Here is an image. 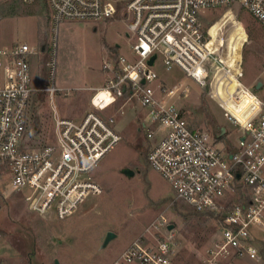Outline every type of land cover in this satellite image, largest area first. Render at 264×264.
I'll list each match as a JSON object with an SVG mask.
<instances>
[{
    "label": "built area",
    "instance_id": "built-area-1",
    "mask_svg": "<svg viewBox=\"0 0 264 264\" xmlns=\"http://www.w3.org/2000/svg\"><path fill=\"white\" fill-rule=\"evenodd\" d=\"M47 2L55 38L65 21L121 18L129 44L121 51L117 43L119 51L103 64L109 78L103 86L93 88L92 109L80 120L61 117L56 110L55 94L62 90L55 84L56 40L46 62L51 80L46 86L36 83L33 72L34 62L43 60L45 48L26 41L0 46V164L11 175V192L21 193L33 212L58 219L75 214L90 192L103 189L90 174L122 139L116 130V115L106 111L120 103V113H124L125 104L138 103L148 117L139 122V131H145L149 141L147 161L173 187L171 203L183 202L218 221L203 264H240L246 258L261 264L264 95L258 90L262 82L256 90L257 85L240 80L227 57L230 31L220 33L213 42L204 18L209 12L224 10L237 19L233 12L237 10L264 25V0ZM159 58L167 70L177 67L186 78L208 89L224 116L239 127L232 147L209 130L193 126L177 107L174 97L185 96L187 90L163 86L155 69ZM232 74L240 82L235 90L231 89ZM39 92L49 94L57 113L54 134L36 139L39 129L33 125V108ZM102 94L106 100L99 99ZM245 97L249 98L247 105L243 104ZM169 225L160 214L109 264H179L176 228ZM0 264H5L1 254Z\"/></svg>",
    "mask_w": 264,
    "mask_h": 264
},
{
    "label": "rangeland",
    "instance_id": "rangeland-1",
    "mask_svg": "<svg viewBox=\"0 0 264 264\" xmlns=\"http://www.w3.org/2000/svg\"><path fill=\"white\" fill-rule=\"evenodd\" d=\"M233 12L238 20L224 10L207 13L206 28L211 29L213 42L220 33L227 35L230 31L227 57L235 65L234 72L243 73L240 80L246 85L262 82L258 91L263 96L264 25L245 11ZM124 27L121 18L65 21L58 26L55 38L47 0H0V46L24 41L47 44L44 60L33 64L39 86L51 84L46 62L56 40L55 84L63 90L55 94V104L61 117L80 120L92 109L93 86H103L109 78L103 64L119 51L117 43L121 51L128 48ZM155 69L163 86L177 85L187 90L185 96L176 95L174 100L193 126L209 130L230 147L237 142L239 127L224 116L207 88L186 78L177 67L167 70L161 58ZM233 77L231 89L235 90L240 82ZM248 101L245 97L243 104ZM120 105L106 114L116 115L115 126L122 139L90 174L103 192L91 196L71 216L58 219L29 210L23 195L11 192V175L0 164V254L5 264H109L162 213L176 228L178 263L203 264L205 248L217 230V219L195 212L183 202L171 203L173 187L147 161L149 141L146 132L139 131V122L148 120L145 108L127 103L125 112L120 113ZM56 110L49 94L39 92L33 108V125L39 129L36 139L54 134ZM126 167L133 169L134 175H126ZM109 230L118 236L104 244ZM240 264L260 263L246 258Z\"/></svg>",
    "mask_w": 264,
    "mask_h": 264
},
{
    "label": "water",
    "instance_id": "water-1",
    "mask_svg": "<svg viewBox=\"0 0 264 264\" xmlns=\"http://www.w3.org/2000/svg\"><path fill=\"white\" fill-rule=\"evenodd\" d=\"M155 58H156V55H154V56L151 58V60L149 61L150 64H153ZM260 85H261V84H258L257 87L259 88ZM222 129L224 130V128H222ZM223 130H222V131H223ZM123 172H124L126 175H128V176H132V175H134V170L131 169V168H129V167L124 168V169H123ZM173 227H174V224H170V225H169V228H173ZM116 236H117V234H116L114 231H111V230L108 231V232H107V235H106V237H105V240H104V244L109 243V242H110L112 239H114ZM57 262H58V260H57Z\"/></svg>",
    "mask_w": 264,
    "mask_h": 264
},
{
    "label": "bare ground",
    "instance_id": "bare-ground-1",
    "mask_svg": "<svg viewBox=\"0 0 264 264\" xmlns=\"http://www.w3.org/2000/svg\"><path fill=\"white\" fill-rule=\"evenodd\" d=\"M239 74L241 75V77L243 76V73H242V72H240ZM102 192H103V189H100L99 192H90V193L86 196V198H85V200L83 201V203H84L85 201H87L91 196H99ZM83 203L81 204V206L83 205ZM81 206H80V208H81ZM80 208H79V209H80Z\"/></svg>",
    "mask_w": 264,
    "mask_h": 264
},
{
    "label": "trees",
    "instance_id": "trees-1",
    "mask_svg": "<svg viewBox=\"0 0 264 264\" xmlns=\"http://www.w3.org/2000/svg\"><path fill=\"white\" fill-rule=\"evenodd\" d=\"M41 48H45V50L47 49V44L44 42L42 43L41 45H39ZM45 57V56H44ZM44 57H43V60H44ZM42 60V61H43Z\"/></svg>",
    "mask_w": 264,
    "mask_h": 264
},
{
    "label": "snow or ice",
    "instance_id": "snow-or-ice-1",
    "mask_svg": "<svg viewBox=\"0 0 264 264\" xmlns=\"http://www.w3.org/2000/svg\"><path fill=\"white\" fill-rule=\"evenodd\" d=\"M100 100H106V95L105 94H102L100 97H99Z\"/></svg>",
    "mask_w": 264,
    "mask_h": 264
},
{
    "label": "crops",
    "instance_id": "crops-1",
    "mask_svg": "<svg viewBox=\"0 0 264 264\" xmlns=\"http://www.w3.org/2000/svg\"><path fill=\"white\" fill-rule=\"evenodd\" d=\"M97 87H101V86H93V88H97ZM68 89V88H67ZM62 90H63V88H62ZM94 91V90H93Z\"/></svg>",
    "mask_w": 264,
    "mask_h": 264
}]
</instances>
